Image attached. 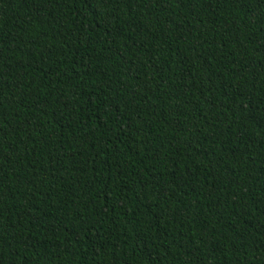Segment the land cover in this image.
Wrapping results in <instances>:
<instances>
[{
  "label": "trees",
  "instance_id": "16d2710c",
  "mask_svg": "<svg viewBox=\"0 0 264 264\" xmlns=\"http://www.w3.org/2000/svg\"><path fill=\"white\" fill-rule=\"evenodd\" d=\"M0 264H264V0H0Z\"/></svg>",
  "mask_w": 264,
  "mask_h": 264
}]
</instances>
